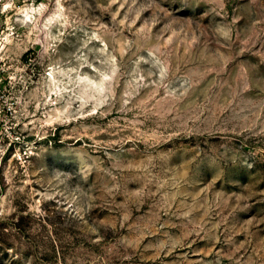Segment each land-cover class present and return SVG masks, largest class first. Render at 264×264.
Masks as SVG:
<instances>
[{
  "label": "rangeland",
  "instance_id": "1",
  "mask_svg": "<svg viewBox=\"0 0 264 264\" xmlns=\"http://www.w3.org/2000/svg\"><path fill=\"white\" fill-rule=\"evenodd\" d=\"M0 264H264V0H0Z\"/></svg>",
  "mask_w": 264,
  "mask_h": 264
}]
</instances>
